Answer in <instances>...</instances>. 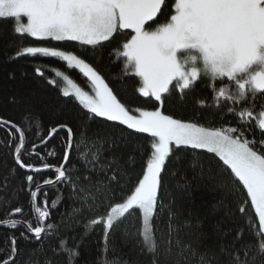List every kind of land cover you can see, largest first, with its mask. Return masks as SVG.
Here are the masks:
<instances>
[{
  "label": "snow or ice",
  "instance_id": "obj_1",
  "mask_svg": "<svg viewBox=\"0 0 264 264\" xmlns=\"http://www.w3.org/2000/svg\"><path fill=\"white\" fill-rule=\"evenodd\" d=\"M167 7L166 0H0V19L13 21V31L20 36L74 42L85 49V55L89 48H104L121 37L123 42L115 48L117 62H122L126 78L136 80L139 86L134 90L138 96L156 105L151 110H131L103 75L72 51L37 46L17 51V57L39 54L59 58L67 69H75L86 78L91 92L62 71L55 72L67 84L62 96L69 98L78 110L75 119L80 136L94 150L83 173L73 176L68 165L79 145L70 124L50 129L49 138L60 130L66 133L60 162L53 165L39 157L38 144L27 151L24 129L14 122L0 120V125L9 126L10 145L18 138L14 146L15 164L31 173L25 181L36 221L35 226L31 221L17 219L0 224L15 229L22 223L25 231L21 235L25 239L43 241L51 213L46 194L42 201L39 194L44 185L63 184L74 196V203L81 205L75 209L81 215L106 207L105 215L90 220V225H102L106 241L120 224L135 217L140 226L124 238L149 254L150 264H187L188 256L196 254L204 244L202 234L198 226H192L193 231L186 233L189 239L182 238L184 226L178 222L179 213L165 205L161 193L163 173L171 157L180 151L197 152L209 157L201 161L200 170L219 193L220 207L227 208L230 214L234 210L241 221L246 216L254 221L249 226L250 241L243 239V230H237L229 243L218 246V253L204 246V253L215 257L205 259L204 264H264V151L257 149L256 142L245 138L237 127H203L163 111L165 99L173 89L180 93L190 91L201 77H206L216 97L240 105L239 118L258 121L264 135V107L256 113L245 106L250 97L264 96V0H174L173 11L161 22ZM35 72L38 77H45L40 68ZM47 83L58 87L55 79H48ZM217 83L221 85L218 88ZM235 111V107L228 108L229 113ZM93 124L101 127L89 137ZM125 130L149 138L142 173L134 184L129 181V186L124 183L118 160H109L105 155L124 142ZM47 142L41 138V143ZM259 143L264 147V139ZM26 153L29 158L38 157L40 166L25 163L22 157ZM48 155L54 157L55 152ZM48 171L54 173V178L37 183L36 177ZM22 212L18 206L10 215L15 217ZM162 212L168 218V226L158 237L153 224ZM177 224L179 227H174ZM47 229H53V225L47 224ZM64 243L61 241V247ZM10 244V257L0 264H15L18 250L14 235ZM78 254L67 249L68 264Z\"/></svg>",
  "mask_w": 264,
  "mask_h": 264
},
{
  "label": "trees",
  "instance_id": "obj_2",
  "mask_svg": "<svg viewBox=\"0 0 264 264\" xmlns=\"http://www.w3.org/2000/svg\"><path fill=\"white\" fill-rule=\"evenodd\" d=\"M171 2L166 0L168 7L165 9V15L160 18L161 22L171 14ZM13 27V21L0 19V119L14 122L24 129L28 152L34 143L38 144L36 152L39 157L50 164H59L63 154L62 141L66 139V133L60 130L51 134L50 138L48 134L50 129L62 123H68L73 127L79 145L78 151L72 152L68 165L73 176L83 173L84 165L91 158V151L94 149L88 140H83L80 136L78 122L75 119L78 110L69 98L62 96L59 82L61 77L55 76V72H65L84 87H87L86 78L75 69H67L65 62L59 58L41 57L39 54L35 57H17L15 53L23 47H57L58 50L72 51L92 64L103 75L118 98L131 110L137 107L148 109L149 103L154 107L151 101L138 96L134 90L139 86L136 80L126 78L122 62H117L115 48L123 42L121 37H117L112 44L104 48H89L85 55V49L74 42L40 41L17 35ZM37 68L45 73L44 78L36 75ZM48 79H55L58 87L49 85ZM129 105L135 107L131 108ZM245 106L249 109L264 106V96H257L255 99L250 97ZM229 107H235L236 112L242 109L240 105H230L229 101H219L207 83L199 81L192 92L185 91L181 95L168 96L163 111L174 118L195 122L203 127H237L244 133L245 138L256 142L257 149L264 151V147L259 143L264 139V135L254 128L252 123L245 124L240 120L236 112L229 113ZM97 127L101 126L98 124L91 126L88 130L89 137ZM8 130L9 126L0 125V221L7 219L31 221L35 226L36 221L31 211L30 195L25 181L26 175L31 173L25 172L15 164L14 146L18 143V138L10 145ZM110 131L119 134L120 129ZM123 136L124 142L105 155L109 160H118L123 169L124 183L129 186L128 182L134 184L142 173L149 138L146 134H130L127 130L123 132ZM41 138L48 141L46 145L41 143ZM53 151L55 156H49L48 153ZM208 158V155L203 153L180 151L171 157L163 173L164 188L161 196L165 205L173 207L179 213L178 222L184 226L180 236L189 239L186 233L193 231L192 226H198L204 241L200 251L188 256L187 264H204L205 259H214L211 253H204V246L218 253V246L229 243L237 230H243L244 240L250 241L252 237L249 226L254 224V221L247 216L241 221L234 210L230 214L227 208L220 207L219 193L209 178L201 173V161ZM22 159L25 163L37 166L41 164L38 157L29 158L27 153ZM48 178H54V173L51 171L42 173L36 177V182L40 183ZM34 188L35 185L32 186V190ZM45 194L51 214L45 223L46 234L43 241L31 237L25 239L21 235L25 229L20 225L15 229L6 225L0 226V261L10 257V237L14 235L18 250L15 264H68L67 249L79 253L72 264H150L151 256L142 252L137 244L124 238L127 232H135L140 226L135 217L120 224L106 241L102 225H90L91 219L106 214V207L101 206L95 212L81 215L75 211L81 205L78 202L74 203V196L63 184L42 189L39 194L40 201L45 199ZM18 206L23 212L13 217L10 215L11 210ZM49 223L53 225L51 230L47 229ZM179 224L174 227H179ZM153 226L159 237L167 229V216L163 212L160 213ZM61 241L65 242L63 247ZM187 247L188 245H185L186 253Z\"/></svg>",
  "mask_w": 264,
  "mask_h": 264
},
{
  "label": "flooded vegetation",
  "instance_id": "obj_3",
  "mask_svg": "<svg viewBox=\"0 0 264 264\" xmlns=\"http://www.w3.org/2000/svg\"><path fill=\"white\" fill-rule=\"evenodd\" d=\"M171 1H172V2H171V4H170V9L173 11L172 5L174 4V0H171ZM199 81H204L205 83H207L208 87L212 89L211 82H210L206 77H201L197 82H199ZM197 82H196V83H197ZM196 83H195V86H194V88H193L192 90H190V91H187V90H186V92H187V93L192 92V91L196 88ZM219 86H221V85H219V84L217 83V88H218ZM233 90H234V89H233ZM173 94L181 95V94H183V93H180L178 89H173L172 95H173ZM256 97H257V96H256ZM256 97H254V99H255ZM143 99L147 100L146 98H143ZM218 99H219V101H221V102H225V101H226V100H224V98H222V97H221V98H218ZM147 101H150V100H147ZM229 104L233 106V102H232V101H229ZM262 107H264V106H262ZM262 107H258L257 109H252V110H254L256 113H258V112L261 110ZM239 110H240V109H239ZM241 110H242V109H241ZM235 112H236V111H235ZM238 112H239V111H238ZM238 112H236L237 117H239V116H238ZM239 119H240V118H239ZM240 120H243V122H244L245 124H247V123H248V124L252 123L251 125H253V127L256 128V129L261 133V131H260L259 128H258V121H248L247 119H240Z\"/></svg>",
  "mask_w": 264,
  "mask_h": 264
},
{
  "label": "rangeland",
  "instance_id": "obj_4",
  "mask_svg": "<svg viewBox=\"0 0 264 264\" xmlns=\"http://www.w3.org/2000/svg\"><path fill=\"white\" fill-rule=\"evenodd\" d=\"M64 73V75H68V74H66L65 72H63ZM71 79H73L70 75H68ZM73 81L75 82V83H77L74 79H73ZM60 82V88L61 89H63L64 87H67V84L64 82V80H63V77L61 76V81H59ZM78 84V86H80V87H82V88H84V90H86V91H89V92H91V88H90V85L87 83V87H84V86H82V85H80L79 83H77ZM152 102V101H151ZM152 104H153V102H152ZM142 105V104H141ZM150 107L148 108V110H151L152 108H154L155 107V105L153 104V106L154 107H151V104L149 103L148 104ZM130 106V105H129ZM131 108H134L135 107V105L134 106H130ZM187 122V121H186Z\"/></svg>",
  "mask_w": 264,
  "mask_h": 264
},
{
  "label": "water",
  "instance_id": "obj_5",
  "mask_svg": "<svg viewBox=\"0 0 264 264\" xmlns=\"http://www.w3.org/2000/svg\"><path fill=\"white\" fill-rule=\"evenodd\" d=\"M1 120V119H0ZM2 121H4V120H2ZM8 126V125H7ZM22 170H24V169H22ZM25 171V170H24ZM51 186H55V185H44L43 186V189H45V188H48V187H51ZM33 190H35V188L33 189ZM34 214V213H33ZM34 217H35V214H34ZM18 225H20V226H22L23 228H24V224H18ZM0 226H4L3 224H0ZM25 229V228H24Z\"/></svg>",
  "mask_w": 264,
  "mask_h": 264
}]
</instances>
